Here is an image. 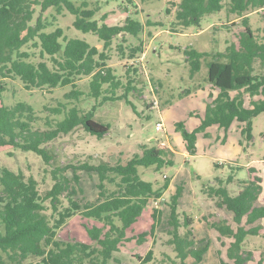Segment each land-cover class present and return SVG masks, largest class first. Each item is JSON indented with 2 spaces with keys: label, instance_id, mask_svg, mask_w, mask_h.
<instances>
[{
  "label": "trees",
  "instance_id": "obj_1",
  "mask_svg": "<svg viewBox=\"0 0 264 264\" xmlns=\"http://www.w3.org/2000/svg\"><path fill=\"white\" fill-rule=\"evenodd\" d=\"M147 2L150 0H142ZM98 0H0V148L31 152L41 159L49 174L50 187L42 190L39 181L0 166V264H119L115 254L124 244L135 241L143 245L154 238L161 223V211L153 208L148 230L132 232L151 203L162 198L169 181L154 184L141 179L138 168L153 167L160 173L175 162L176 152L160 142L140 145V153L124 163L105 160L85 161L76 165L56 163L55 154L47 145L61 135L77 128L102 139L110 129L108 123L95 119L94 112L106 102L124 101L135 110L128 99L138 88L143 41L139 38L145 26L167 27L172 33H184L200 27L208 15L220 13L222 0H167L164 15L173 20L143 23L136 16H127L122 25H109L106 14L100 12ZM132 4L131 0L120 1ZM127 8L126 6H124ZM229 14L241 18L242 31L223 51L201 52L185 49L190 78L206 68L203 82L215 91L208 94L203 115H196L199 124L187 131L183 122L175 123L188 156L197 152V135L207 138L206 130L217 126L224 136L234 122L240 125V136L252 140V119L264 114V28L253 29L249 19L242 17L251 10L264 22V0H229ZM128 11V10H127ZM68 13L72 27L82 34H91L102 43V50L84 39L68 37L57 25L58 17ZM234 26V25H232ZM119 56L121 72L110 65L112 54ZM204 64V65H203ZM16 81L26 91L52 94L69 87L54 105L44 106L41 114L24 101L6 103L4 93L8 82ZM201 85L178 95L184 99L197 93ZM249 106L245 105V96ZM257 97V98H256ZM92 102L84 108L82 103ZM172 105L165 101L162 111ZM193 113H190V116ZM197 114V113H194ZM242 146V141H238ZM244 150V149H243ZM9 156H13L8 153ZM91 159V158H90ZM215 168L222 164H214ZM228 167L234 171L239 168ZM248 181L239 182V190L230 194L227 185L234 178L216 179V186L204 190L215 207L226 217L218 221L204 218L210 229L222 238L231 239L226 248L228 261L216 251L219 264H263L264 257L254 263L252 251L247 250V237L261 236L264 205L256 201L261 195V178L253 168ZM71 172V177L68 176ZM95 173L98 183L93 200L78 199L81 173ZM241 184V185H240ZM184 187L180 185L165 203L168 210L166 245L172 247L173 257L161 260L150 249L144 257H135L137 264H186L191 258L201 263L210 248L209 240L194 234V219L179 213V201Z\"/></svg>",
  "mask_w": 264,
  "mask_h": 264
},
{
  "label": "rangeland",
  "instance_id": "obj_2",
  "mask_svg": "<svg viewBox=\"0 0 264 264\" xmlns=\"http://www.w3.org/2000/svg\"><path fill=\"white\" fill-rule=\"evenodd\" d=\"M98 1H100L98 16L106 14L105 22L111 26L122 25L127 16L133 17L136 12V17L145 24L147 20L153 23L173 20V16L167 18L164 15L167 0L147 2L131 0L132 4L123 2L122 6H120V1L125 0ZM173 1L179 2V0ZM222 2L225 8L220 13L205 16L198 28L191 27L184 33H172L167 27L145 26L139 38L129 37L128 40L131 43H136L139 39L142 40L145 49L140 66L143 76L140 77L141 82L138 85L142 92H132L128 96L135 110L124 101L106 102L94 112L95 119L110 125L109 132L102 139L77 128L67 135H61L47 145L54 152L56 163L61 165L67 163L76 165L95 160H105L112 164L124 163L134 154L140 153V145L155 146L160 142L170 145L176 152L174 164L166 166L160 173H155L153 167L138 168L142 180L161 184L164 177H167L169 185L157 204L151 203L132 228L134 233L148 230L152 222L150 212L153 208H158L161 211V223L156 228L154 238H148L143 245H138L135 241L124 244L114 256L120 262L119 264H137L135 257H144L150 249L153 251L155 259L161 260L165 258V255L173 257L172 247L165 244L169 239L167 235L168 210L165 203L180 185H183L184 192L179 201V213L184 211L193 217L195 236L210 242V248L204 254L201 263H195L189 258L186 260V264H219L216 255L218 250L221 252V258L228 261L226 248L231 239L220 237L204 221V218L209 222L227 219L226 215L215 207L214 201L205 194L206 186L207 188L216 186V182H214L216 179L225 180L232 176L234 182L227 185V189L230 194L235 195L239 190L238 183L248 181L253 176L247 170L253 168L256 175L262 180L260 184L262 191L256 204L264 205V114L257 115L252 119L251 142H246L241 138L240 125L234 122L228 132L226 143L223 140L218 142L215 129H210L207 138L199 135L197 153L194 157L187 154L183 156L182 153L185 152V149L181 134L174 130L176 122H183L187 131H192L197 127L200 121L196 115L204 113L206 103L210 101L208 94L212 92L211 88L202 81L206 76L204 64L195 77L190 78L184 50L223 51L229 43L236 40L242 31L241 18L235 14H229L226 10L229 0H222ZM242 17L249 19L253 29L264 28V22L260 20L257 13L248 10ZM72 21L73 17L64 13L58 17L57 25L64 29L68 37L84 39L102 50V43L95 36L76 31L72 27ZM111 54L110 65L117 68V74H120L121 65L125 62L120 61L116 54ZM194 85H201V89L197 91L198 94L192 93L184 99H178L180 93L192 89ZM69 90V87L57 89L52 94L35 90L26 91L18 82L12 81L8 82L4 100L8 104L24 101L43 116L44 114H41L43 107L54 105ZM166 100L171 101L172 105L162 111ZM249 100L246 95V106H249ZM156 103L157 105H155ZM82 106L89 109L92 102L85 101ZM190 113H193L194 116H190ZM158 122L162 123L161 131L155 129ZM221 136L224 138L223 132H221ZM239 140L243 142L242 146L239 145ZM8 153L13 156H9ZM249 163L250 165L246 166ZM214 164H222V166L215 168ZM228 165L241 170L234 171ZM0 166L21 171L26 176L35 177L42 190L48 189L51 185L49 174L45 171L46 167L42 164L41 159L31 152H21L8 147L0 148ZM68 176L71 177V172H68ZM97 183L95 173H81L79 187L82 192L78 194V199H95L98 191ZM154 187L156 188L157 185L154 184ZM257 224L262 226V235L247 237L245 240L246 249L253 253L254 263L260 259V256L264 257V219Z\"/></svg>",
  "mask_w": 264,
  "mask_h": 264
},
{
  "label": "crops",
  "instance_id": "obj_3",
  "mask_svg": "<svg viewBox=\"0 0 264 264\" xmlns=\"http://www.w3.org/2000/svg\"><path fill=\"white\" fill-rule=\"evenodd\" d=\"M205 92V91H204ZM199 92H197V94H198ZM212 93L213 94H215L216 92L215 91H212ZM203 113H201V115H202ZM233 125V124H232ZM232 127V126H231ZM231 127H230V129H231ZM210 129H215V130H217V134L216 135H218V142H220V141H224L225 143L227 142V136H228V132L230 131V129H229V131L227 132V134L224 136V138H222V136H221V132H223V130H221V129H218L217 128V126H211V127H209V128H207V130H206V133L209 135V131H210ZM224 133V132H223ZM199 135H202V134H198L197 135V140H198V137H199ZM163 145H165V146H167V147H169L170 149H172V147L170 146V145H167V144H165V143H162ZM183 144V143H182ZM184 146V145H183ZM196 146H197V143H196ZM173 150V149H172ZM197 153V152H196ZM183 154V156H185L187 153H186V151L185 152H183L182 153ZM248 165H250V163L249 164H247L246 166H248ZM136 224V223H135ZM134 224V225H135ZM133 225V226H134ZM133 226H132V228H133ZM131 228V230H133Z\"/></svg>",
  "mask_w": 264,
  "mask_h": 264
},
{
  "label": "built area",
  "instance_id": "obj_4",
  "mask_svg": "<svg viewBox=\"0 0 264 264\" xmlns=\"http://www.w3.org/2000/svg\"><path fill=\"white\" fill-rule=\"evenodd\" d=\"M155 105H157V103ZM155 129L157 131H161L162 130V123L161 122L156 123ZM154 204L156 205L157 202H154Z\"/></svg>",
  "mask_w": 264,
  "mask_h": 264
}]
</instances>
